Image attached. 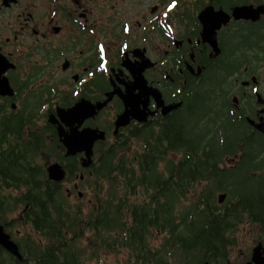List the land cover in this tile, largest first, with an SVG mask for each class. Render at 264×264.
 Masks as SVG:
<instances>
[{
  "label": "flooded vegetation",
  "instance_id": "1",
  "mask_svg": "<svg viewBox=\"0 0 264 264\" xmlns=\"http://www.w3.org/2000/svg\"><path fill=\"white\" fill-rule=\"evenodd\" d=\"M244 4L263 8L237 17ZM209 6L227 21L225 13L202 20ZM66 140L89 144L90 155L69 153ZM160 141L166 159L192 169L166 173L181 175L186 192L142 237L147 252L135 264H264V212L251 206L264 209V0H0L1 193L66 195L87 216L111 155L142 163ZM231 168L261 179L251 181L247 206L226 204L237 178L213 179ZM188 206L226 217L197 218V207L192 220L179 218ZM27 213L0 206V226L19 250L0 240V264L31 254L28 233L42 242ZM175 223L182 241L222 250H172Z\"/></svg>",
  "mask_w": 264,
  "mask_h": 264
},
{
  "label": "trees",
  "instance_id": "2",
  "mask_svg": "<svg viewBox=\"0 0 264 264\" xmlns=\"http://www.w3.org/2000/svg\"><path fill=\"white\" fill-rule=\"evenodd\" d=\"M165 153L166 146L160 141L154 145L152 152L144 154L146 158L142 163L123 161L120 164L111 155L106 166V185L95 193V204L87 216L75 211L66 195L37 191L22 195L0 192V206H28L27 215L40 230L42 242L28 233L27 240L35 245L30 251L31 254L26 255L18 264H88L93 259L95 264H135L136 254L147 252L146 249L139 248V244L144 242L142 237L149 233L152 224L160 225L158 219L163 217L166 208L173 212L174 199H180L186 192L181 175L166 173L190 171V163L186 166L182 162L175 164L166 159ZM162 161H165L164 165ZM240 172L237 168L226 169L213 179L216 186L220 181L232 185L233 181L229 179H236ZM170 178L177 179L178 183L170 182ZM251 181L261 183L260 178L249 174L237 178L230 188V197L226 204L247 206L249 194H256V189L250 188ZM251 206L259 213L264 212L259 205ZM197 207V218L216 221L226 217L212 206H188L187 213L180 214L179 218L190 219L187 218L189 212ZM226 209L228 212L229 208ZM171 218L175 219L176 216L172 215ZM177 225L175 223L170 228L175 233L169 239L172 246L176 245L172 250L196 253L200 257L209 250V246H215L217 251L222 250L216 241L201 238L196 243L182 241L183 232L175 231ZM194 228L196 227L191 226V229ZM207 233L210 235L212 232H201L202 235ZM123 246L129 252L127 260L122 262L119 254ZM104 248L106 253L115 256L112 263L102 258ZM155 258L163 259L164 256L156 255ZM12 264L17 263L14 261Z\"/></svg>",
  "mask_w": 264,
  "mask_h": 264
},
{
  "label": "water",
  "instance_id": "3",
  "mask_svg": "<svg viewBox=\"0 0 264 264\" xmlns=\"http://www.w3.org/2000/svg\"><path fill=\"white\" fill-rule=\"evenodd\" d=\"M263 8V5H259L258 7H254L253 5H248V4H244V5H239L234 9V13L237 17L239 16H249L251 13L257 11L259 12L261 9ZM225 13L227 15V18H225V21H227L228 19V14L223 11L222 9L220 10H214L213 6H209L207 8H205L201 13H200V18L202 20L205 19L206 15H211L213 17H218L219 15ZM204 29H206V25L204 26ZM89 132V131H88ZM93 133H88V135L86 136V141L91 140V145L93 144ZM66 145L68 147V152L69 153H74L76 150L78 149H86L87 150V155H90L91 151L90 150V145L89 144H82L79 145L75 142H70L68 140H66ZM86 164V162H85ZM51 168L53 169V172L51 171ZM49 170L51 171V175L53 177H55V167L54 164L50 166ZM226 196V193H222L220 195V199L222 200L224 197ZM0 240L5 243L11 250H13L16 253H19L18 247L16 245V243L14 241H12L9 238V235L4 233L2 226H0ZM208 264V263H205Z\"/></svg>",
  "mask_w": 264,
  "mask_h": 264
},
{
  "label": "rangeland",
  "instance_id": "4",
  "mask_svg": "<svg viewBox=\"0 0 264 264\" xmlns=\"http://www.w3.org/2000/svg\"><path fill=\"white\" fill-rule=\"evenodd\" d=\"M103 257H106L107 260H108L109 262H111V263L115 260V256H114V255H110V254H108V253H105V254L103 255ZM113 259H114V260H113ZM88 264H90V263H88Z\"/></svg>",
  "mask_w": 264,
  "mask_h": 264
},
{
  "label": "bare ground",
  "instance_id": "5",
  "mask_svg": "<svg viewBox=\"0 0 264 264\" xmlns=\"http://www.w3.org/2000/svg\"><path fill=\"white\" fill-rule=\"evenodd\" d=\"M51 171L53 172V169L51 168Z\"/></svg>",
  "mask_w": 264,
  "mask_h": 264
}]
</instances>
